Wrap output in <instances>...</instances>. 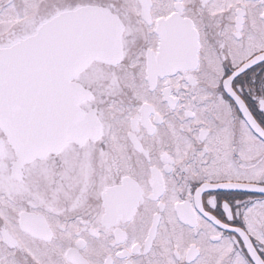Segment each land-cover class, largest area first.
<instances>
[{"label":"snow or ice","instance_id":"obj_1","mask_svg":"<svg viewBox=\"0 0 264 264\" xmlns=\"http://www.w3.org/2000/svg\"><path fill=\"white\" fill-rule=\"evenodd\" d=\"M0 264H264V0H0Z\"/></svg>","mask_w":264,"mask_h":264}]
</instances>
